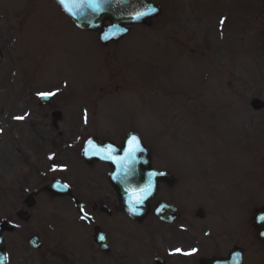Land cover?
Listing matches in <instances>:
<instances>
[{
    "label": "rangeland",
    "instance_id": "374dc122",
    "mask_svg": "<svg viewBox=\"0 0 264 264\" xmlns=\"http://www.w3.org/2000/svg\"><path fill=\"white\" fill-rule=\"evenodd\" d=\"M152 1L159 16L103 47L52 0H0V206L17 209L21 189L38 186V177H22L20 159L36 147L49 150L51 107L64 108L66 126L83 102L88 134L99 140H118L132 128L183 159L185 172H196L197 163L211 171L227 157L224 170L233 176L258 171L249 192L264 207V129L258 142L253 127L264 111L249 106L252 98L264 101V0ZM44 92L55 96L47 107L37 101ZM66 99L74 105H62ZM16 242L14 261L34 264ZM258 245L247 264H264V240Z\"/></svg>",
    "mask_w": 264,
    "mask_h": 264
},
{
    "label": "flooded vegetation",
    "instance_id": "af4514ba",
    "mask_svg": "<svg viewBox=\"0 0 264 264\" xmlns=\"http://www.w3.org/2000/svg\"><path fill=\"white\" fill-rule=\"evenodd\" d=\"M66 100L69 103L61 104L74 105L71 99ZM76 106L79 115L75 123L66 126L61 125L64 108L52 106L50 125L56 137L46 142L49 150L37 153L44 147H36V154L30 157L21 154L22 177L34 175L40 181L37 187L21 189L25 194L17 209L7 204L0 206V221L5 219L13 225L1 234L6 264H17V240H22L23 247L33 255L34 264H203L204 258L227 259L233 252L240 253L242 263L247 264L250 248L263 241L258 238L254 217L264 207L255 206L259 196L253 194L251 198L249 192V179L261 178L258 171V177L254 174L253 178L242 173L233 176L224 170L230 166L231 158L227 157L225 162L217 158V167L211 171H203L201 163H197L196 172H185L183 159L169 158L166 149L160 151L144 142L151 154V165L173 180L159 184L146 216L134 220L119 207L118 195L108 181V165L89 163L83 158L82 150L89 138V115L83 102ZM54 111L60 112L55 122L51 114ZM254 119L258 139L264 119ZM130 131L135 130L127 132ZM121 138L114 142L119 143ZM48 182H53L52 189H43ZM160 203L174 209L171 221H162L154 213ZM32 236L37 237L35 248L28 244ZM192 249L197 251L191 253ZM20 262L24 264L22 258Z\"/></svg>",
    "mask_w": 264,
    "mask_h": 264
},
{
    "label": "water",
    "instance_id": "95a60500",
    "mask_svg": "<svg viewBox=\"0 0 264 264\" xmlns=\"http://www.w3.org/2000/svg\"><path fill=\"white\" fill-rule=\"evenodd\" d=\"M54 1L78 28L98 32V37L102 44H107L123 37L128 31V25L145 23L160 13V8L153 4L151 0H106L98 12L85 6L79 9L73 7L71 13L66 10L64 5H61L60 0ZM69 7H71L70 3ZM149 9H154V11H149ZM138 12H145L147 14L139 19H135L134 17ZM48 98L49 96H40V104H43ZM250 106L254 110H259L264 108V102L253 98L250 101ZM56 115H59V112L52 113L53 122L56 120ZM133 136L137 137L140 141V147L143 150L136 153L133 163L127 164L129 174L125 175V165L121 164L120 157L126 155L129 140ZM84 150L86 151L84 153L86 161L92 162L94 160H100L109 165L111 170L108 174V179L118 194L121 210L134 219L141 220L146 215L148 201L155 195L159 182L172 181V178L165 173L163 175H150L159 172L151 167L150 152L136 133L126 134L119 145L110 141L98 143L95 138H90ZM88 151L89 153H87ZM108 154H111L114 160L105 159V155ZM149 185L151 187L148 191L143 193L139 191L140 189L149 188ZM44 189L50 190L52 189V185L48 184ZM137 196L144 197L143 203H135ZM28 206H30L29 203ZM161 206L165 207L155 211L156 215L161 220L169 221L174 210L168 208L165 204H161ZM261 218H264V211L255 216V223L258 227L259 235L261 238H264V219ZM11 228L12 226L7 221L3 220L0 223V264L5 263V251L1 233ZM29 243L35 247L36 238H32ZM202 262L203 264H242L241 256L236 253L231 254L228 259H203Z\"/></svg>",
    "mask_w": 264,
    "mask_h": 264
},
{
    "label": "snow or ice",
    "instance_id": "6c2138e0",
    "mask_svg": "<svg viewBox=\"0 0 264 264\" xmlns=\"http://www.w3.org/2000/svg\"><path fill=\"white\" fill-rule=\"evenodd\" d=\"M106 2V0H60L61 5H64L66 10H68L70 13L72 12L73 7L74 8H83L85 6L92 8L94 11H100L102 4ZM69 3L71 4V7H69ZM149 11H154V9H149ZM147 13L145 12H138L136 16L134 17L135 19H139L140 17L146 15ZM224 21L222 20L221 23ZM41 96H51L54 95V93H40ZM24 117H16V119H23ZM143 149L140 147V141L137 139V137L133 136L129 140V147L126 150V155L123 157H120V161L122 165H125V175H128L127 171V164H131L135 161V155L138 151H142ZM111 151V150H110ZM105 159H113L114 157L111 154L105 155ZM150 175H163V173H153ZM151 185H149V188L145 189H140L139 191L141 193L146 192L150 189ZM143 196H137L135 203L140 204L143 203ZM83 218V217H82ZM264 219V218H261ZM177 253H180V249L175 250ZM196 249H192L191 253L196 252ZM191 253H184V254H191Z\"/></svg>",
    "mask_w": 264,
    "mask_h": 264
}]
</instances>
